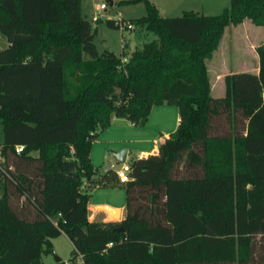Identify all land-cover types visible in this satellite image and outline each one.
<instances>
[{
	"label": "trees",
	"instance_id": "obj_1",
	"mask_svg": "<svg viewBox=\"0 0 264 264\" xmlns=\"http://www.w3.org/2000/svg\"><path fill=\"white\" fill-rule=\"evenodd\" d=\"M126 1L144 3L128 20L156 38L123 62L97 50L82 0H0V264H42L59 234L83 264H264V44L258 70L224 76L220 97L207 67L229 26H264V0L178 17ZM163 104L179 124L130 159L129 182L93 167L113 118L144 127ZM87 184L122 186L125 217L90 221Z\"/></svg>",
	"mask_w": 264,
	"mask_h": 264
},
{
	"label": "rangeland",
	"instance_id": "obj_2",
	"mask_svg": "<svg viewBox=\"0 0 264 264\" xmlns=\"http://www.w3.org/2000/svg\"><path fill=\"white\" fill-rule=\"evenodd\" d=\"M119 1L120 0H113L111 3V0H82L81 14L86 19L90 20L92 16L91 14L95 10V6L97 5V7H99L100 3L106 4V10L102 11L104 17L98 20V22L93 23V26L97 27V35L95 36L94 42L99 52L103 51L104 49L111 50L116 55L121 57L124 62L128 59L129 53L132 49L135 47H140L142 44L155 39L156 34L143 29L134 28L133 26L127 30L123 28L115 29L107 26L108 18H110V16H116V14H119L125 21H127V19L130 20L145 16V5L142 1H126L120 3ZM174 1H156L157 6L160 7L159 11L162 16H182V14H184L183 12L185 11L183 8H188L187 6L190 4L192 5L193 9H197L195 6H197L199 3V0ZM228 4L229 0L228 3L226 2V5ZM206 11L211 13L213 10L210 9ZM229 27V29H232V33L230 30H228L227 33L230 34L227 35L230 37L228 38L226 35V37L221 42L219 51L215 53L211 60L207 61L211 92L214 97H220L224 94V76L228 75L229 73L238 72L241 70H245L247 72H256V67L253 66V58L254 56H257V53L249 45L251 42L254 44L255 48L256 45L264 43V28H259L257 25L254 26L248 21H245L244 23L237 26ZM122 44H125L127 47L128 55H123L121 51ZM6 46L7 40L5 36L0 33V49L5 48ZM168 106L174 110V113L177 111V107L173 105ZM58 114L59 111L57 110L56 113H54L55 120L59 117ZM155 118L156 116L151 118L150 121L151 124L157 125V122L154 123ZM104 166L106 167V165ZM112 189L114 190L113 193L115 196H123L122 198H124V188L117 187ZM96 191H102L100 194L104 193L103 189L101 188ZM111 218L115 220L119 219L118 216L114 215L111 216ZM50 242L51 250L49 252L41 253L42 264H83L79 257L77 260H75V262L72 261L73 246L71 241L66 236L59 234L58 236L51 238Z\"/></svg>",
	"mask_w": 264,
	"mask_h": 264
},
{
	"label": "crops",
	"instance_id": "obj_3",
	"mask_svg": "<svg viewBox=\"0 0 264 264\" xmlns=\"http://www.w3.org/2000/svg\"><path fill=\"white\" fill-rule=\"evenodd\" d=\"M121 1H126V0H120L119 3ZM156 1L152 0L150 2H152L156 6L159 14H161L159 11L160 7L157 6ZM170 1H174V0H170ZM112 2L113 0H111V3ZM226 2L228 3V0H199V3L197 1L198 5L195 6V8L199 10L193 9L192 5L190 4L187 6L188 8H183V9H185L186 11L191 10L198 14L202 12L204 14L207 13L208 15L209 14L215 15L219 13L218 11H221L223 8L229 5V4L226 5ZM97 8L98 7L96 5L94 11H96ZM210 9L213 11H211V13H208L206 10H210ZM258 27L264 28V26H258ZM229 28L226 29L227 31L225 32L221 42L223 41V39L226 37L227 34H230V33H227L228 30H230L232 33V29H229ZM227 37L229 38L230 36L227 35ZM221 42L219 44V47L221 45ZM7 45H8V42H7ZM249 46L255 51L253 43L250 42ZM253 62H254L253 66L256 67V71H257L259 68L258 56L256 57L254 56ZM238 72H231L229 74L238 73ZM159 106H154L152 108L149 114V117L147 119L146 126L144 127H136L134 124H132L131 122H128L127 120L123 118H113L110 126L106 128L105 130H103L99 134V136L93 141V146H92L91 153H90V162H92L93 167L98 168L100 171H104L107 165L109 163H112L113 161V158H111L112 152H118L121 150L127 151L126 158H125V161L127 164H129L130 159L133 157L142 158V157H147L148 154L157 153L159 144L163 143L165 139L169 137V135L173 131H175V129L177 128L179 124L178 123L179 122L178 110L174 113V110L170 108L167 104H163ZM155 116L156 118L154 119V123L157 122L156 123L157 125L151 124V121H150L151 118ZM104 165H106V167ZM86 187L91 189L90 197H89L90 200L88 203V217L90 221L107 222V221L115 220V219H112L111 216L105 210L100 208L101 205H107L109 207H112V208L115 207L119 209L120 217L116 221H120L125 217L124 216L126 212L125 194H124V198H125L124 200V198H122L123 196L121 197H118V195L115 196L113 193L114 190L112 189V188L115 189L117 187H122V186H112V187L103 186V187L91 188L92 187L91 184H87ZM100 188L103 189L104 191L103 194H100L102 191H96ZM60 235H63V234H60Z\"/></svg>",
	"mask_w": 264,
	"mask_h": 264
},
{
	"label": "built area",
	"instance_id": "obj_4",
	"mask_svg": "<svg viewBox=\"0 0 264 264\" xmlns=\"http://www.w3.org/2000/svg\"><path fill=\"white\" fill-rule=\"evenodd\" d=\"M106 4L101 3L98 7V9L96 11H94L91 15V21L93 22H97L98 20H100L101 18L104 17V15L102 14V11L106 10ZM111 18V16H110ZM114 20V22L119 26V28H130L132 27V23L127 19V21H125L123 18H121V16L119 14H116V16H112V18ZM24 148L23 145L17 146L16 147V152L20 153V151H22ZM0 161H2V157L0 155ZM119 164V165H118ZM104 170H113L117 179L120 181V183L125 184L127 182H129V176H128V172H129V164L127 163H118L117 161H115L113 159L112 163H109L108 166L104 169ZM108 247L112 246V243L107 244ZM78 257L82 260V254L77 253Z\"/></svg>",
	"mask_w": 264,
	"mask_h": 264
},
{
	"label": "water",
	"instance_id": "obj_5",
	"mask_svg": "<svg viewBox=\"0 0 264 264\" xmlns=\"http://www.w3.org/2000/svg\"><path fill=\"white\" fill-rule=\"evenodd\" d=\"M126 150H121L118 152H112L111 154V158H113L115 161H117L118 163H126L125 158H126ZM101 209L105 210L110 216H119L120 211L119 209L115 208V207H109L107 205H101L100 206ZM58 260V259H57Z\"/></svg>",
	"mask_w": 264,
	"mask_h": 264
},
{
	"label": "bare ground",
	"instance_id": "obj_6",
	"mask_svg": "<svg viewBox=\"0 0 264 264\" xmlns=\"http://www.w3.org/2000/svg\"><path fill=\"white\" fill-rule=\"evenodd\" d=\"M118 217H120V216H118Z\"/></svg>",
	"mask_w": 264,
	"mask_h": 264
}]
</instances>
